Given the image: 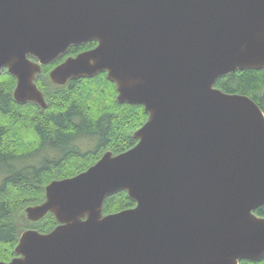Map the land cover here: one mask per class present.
I'll list each match as a JSON object with an SVG mask.
<instances>
[{
  "label": "water",
  "instance_id": "water-1",
  "mask_svg": "<svg viewBox=\"0 0 264 264\" xmlns=\"http://www.w3.org/2000/svg\"><path fill=\"white\" fill-rule=\"evenodd\" d=\"M95 45L48 72L62 86L105 71L120 103L141 105L135 144L44 187L23 208L48 213L0 264H239L264 257V113L215 87L264 67V0H0V74L18 103L46 106L42 65L71 45ZM134 206L103 214L106 196Z\"/></svg>",
  "mask_w": 264,
  "mask_h": 264
},
{
  "label": "trees",
  "instance_id": "trees-1",
  "mask_svg": "<svg viewBox=\"0 0 264 264\" xmlns=\"http://www.w3.org/2000/svg\"><path fill=\"white\" fill-rule=\"evenodd\" d=\"M94 40L71 45L54 61L42 65L36 84L46 106L18 103L12 97L15 78L2 69L0 74V261L16 256L19 234L28 228L46 233L57 224L48 213L29 222L23 208L44 199V187L53 179L74 176L95 163L103 152H122L135 144L133 132L146 120L138 104L120 103L115 85L105 71L91 77L72 78L53 84L49 70L69 55L90 49ZM215 87L225 93L250 97L264 113V67L234 70L217 78ZM86 141L91 149L81 146ZM124 190L104 199L103 214L134 206ZM254 213L264 217V205ZM239 264H264L243 259Z\"/></svg>",
  "mask_w": 264,
  "mask_h": 264
},
{
  "label": "rangeland",
  "instance_id": "rangeland-1",
  "mask_svg": "<svg viewBox=\"0 0 264 264\" xmlns=\"http://www.w3.org/2000/svg\"><path fill=\"white\" fill-rule=\"evenodd\" d=\"M94 143L92 142L91 145L89 146L88 143L84 140L81 142V146H83L84 148H88L91 149L93 147Z\"/></svg>",
  "mask_w": 264,
  "mask_h": 264
},
{
  "label": "flooded vegetation",
  "instance_id": "flooded-vegetation-1",
  "mask_svg": "<svg viewBox=\"0 0 264 264\" xmlns=\"http://www.w3.org/2000/svg\"><path fill=\"white\" fill-rule=\"evenodd\" d=\"M2 178V175H0V179Z\"/></svg>",
  "mask_w": 264,
  "mask_h": 264
}]
</instances>
